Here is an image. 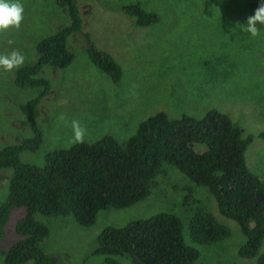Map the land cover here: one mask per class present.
Listing matches in <instances>:
<instances>
[{"label":"rangeland","instance_id":"374dc122","mask_svg":"<svg viewBox=\"0 0 264 264\" xmlns=\"http://www.w3.org/2000/svg\"><path fill=\"white\" fill-rule=\"evenodd\" d=\"M19 2L24 19L18 30L0 32V54L18 50L28 65L36 60V42L67 24L68 17L55 0ZM134 3L158 13L159 20L145 27L133 23L120 7ZM254 3L264 0H76L83 30L67 37L66 48L73 54L67 66L45 65L39 72L49 82L48 93L35 109L42 144L35 151L22 152L21 159L41 164L46 151L67 146L73 120L86 128L85 141L110 134L124 142L138 121L156 110L169 117L182 113L200 117L205 110L216 108L237 122L243 135H253L244 153L245 162L264 178V138L256 136L264 131V26L257 23L261 32L255 37L242 32L240 26H246L247 18L259 6ZM84 33L120 66L118 82L91 63ZM14 71L0 69V147L32 134L19 106L40 87L16 86ZM164 168L143 200L124 208L100 210L90 226H79L70 215H37L49 230L43 250L54 254L57 264H106L101 256L85 259L104 226L170 212L181 223L185 244L199 253L194 264H256V257L237 255L244 236L234 221L218 213L205 188L192 186V200L184 202L185 186L190 182L177 169ZM8 177L9 170H0V202L7 194ZM198 207L225 224L229 235L211 244L194 242L188 222ZM21 213L9 214L3 227L0 264H5L3 252L16 238L12 228ZM263 249L264 239L258 252ZM116 261L131 264L123 257Z\"/></svg>","mask_w":264,"mask_h":264},{"label":"trees","instance_id":"16d2710c","mask_svg":"<svg viewBox=\"0 0 264 264\" xmlns=\"http://www.w3.org/2000/svg\"><path fill=\"white\" fill-rule=\"evenodd\" d=\"M68 23L40 38L34 49L35 62L14 71L18 87H40L39 92L19 108L31 135L0 147V170H9L7 194L0 202V236L9 214L21 215L14 222L15 239L3 252L5 264H57L54 254L42 248L48 226L39 216H72L79 226H90L96 214L106 208H124L143 200L154 178L165 166L177 169L191 185L185 186V201L192 200V186L203 187L213 198L218 213L234 221L244 242L237 248L241 258L256 257L264 264V178L246 165L244 153L253 135L226 113L209 108L200 117L182 113L169 117L163 110L138 121L124 142L110 134L92 141L55 148L43 154L42 163L21 159L22 152L42 144L35 117L40 99L49 91V82L39 75L45 65L67 66L73 54L66 48L67 37L83 30L76 0H55ZM261 3H254L260 5ZM121 10L140 27L159 20V14L138 3ZM85 51L91 63L112 82L121 78V68L105 50L97 48L84 33ZM264 138V131L257 133ZM189 237L211 244L229 235L228 227L212 213L198 207L188 222ZM95 246L85 254L101 256L106 264L116 257L131 264H194L198 251L185 244L179 219L170 212H157L122 225H106L95 237Z\"/></svg>","mask_w":264,"mask_h":264},{"label":"clouds","instance_id":"9594fccd","mask_svg":"<svg viewBox=\"0 0 264 264\" xmlns=\"http://www.w3.org/2000/svg\"><path fill=\"white\" fill-rule=\"evenodd\" d=\"M24 7L19 0H0V32H6L9 29H19L24 19ZM259 23L264 26V3H261L254 11V14L247 18L246 26H241V31L255 37L260 34L256 25ZM12 43V41H9ZM25 56L18 50H12L9 53L0 54V69L6 72L18 70L25 64ZM64 119L63 116L59 117ZM72 137L69 146L84 143L86 128L80 121L71 122Z\"/></svg>","mask_w":264,"mask_h":264}]
</instances>
